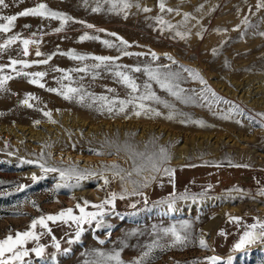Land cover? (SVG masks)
Wrapping results in <instances>:
<instances>
[{
  "label": "rangeland",
  "instance_id": "374dc122",
  "mask_svg": "<svg viewBox=\"0 0 264 264\" xmlns=\"http://www.w3.org/2000/svg\"><path fill=\"white\" fill-rule=\"evenodd\" d=\"M128 3L124 10L119 0H5L7 7L0 6V24L6 23L2 17L17 16L9 31L0 32V45L18 37L0 48V77H11L0 88V241L28 231L40 216L69 208L78 216L77 204L96 212L92 205L111 201L98 217L100 226L83 224L77 237L75 222L48 221L46 229H31L37 240L17 249L26 256L5 253L0 260L116 264L110 257L118 252L122 264H134L157 242L144 264H211L203 257L212 254L221 264L229 257L232 264H264V240L234 250L241 233L264 223V210L255 206H264V7L257 8L258 0ZM39 4L69 19L19 16ZM25 39L32 41L28 55ZM36 72L45 73L37 78L44 87L29 83ZM68 88L78 91L65 99ZM149 92L159 102L138 99ZM29 96L31 108L22 104ZM120 100L133 102L120 112ZM162 149L166 162L160 164ZM177 152L181 163L172 160ZM61 171L69 173L66 180ZM226 202L242 205L241 213L226 214L213 231L206 228ZM173 226L187 239L169 247L171 235L161 230ZM37 248L44 249L40 256Z\"/></svg>",
  "mask_w": 264,
  "mask_h": 264
},
{
  "label": "snow or ice",
  "instance_id": "6c2138e0",
  "mask_svg": "<svg viewBox=\"0 0 264 264\" xmlns=\"http://www.w3.org/2000/svg\"><path fill=\"white\" fill-rule=\"evenodd\" d=\"M119 3L122 4V9H127L130 8L132 5L130 3H128V0H119ZM0 6L3 7H7V5L5 4V0H0ZM116 7V3L113 2V8ZM136 7L139 8V5H136ZM264 7V0H258L257 3V8H261ZM160 9L161 11L165 10V6L164 3L161 2L160 4ZM98 8H94L93 11H98ZM144 11H150V9H143ZM167 11L171 12L172 9H167ZM19 16H39V17H48V18H52V19H60L61 22H66L69 18L68 17H64L59 13L56 12H52L50 10L47 9L45 4H39L38 6L31 8V9H27L25 11H22L19 13ZM185 18L187 19V14H185ZM3 20L6 21V23L4 24H0V32H7L10 30L13 22L17 19V16H5L2 17ZM159 23L163 24L164 22L162 20H158ZM245 23H247V21H245ZM87 27L91 28L92 25H87ZM169 27H171V25H169ZM56 31H60V29H56ZM178 35H180L179 33H177ZM114 35V34H113ZM262 35H264V33H262ZM18 39V37L13 36L11 39H9L8 41H6V43L4 45H0V48L6 47L7 45H10L12 43H14L16 40ZM81 39H95V37H81ZM117 39H119V37H117ZM23 45H24V55H28V45L30 43H32V41L30 40H23L22 41ZM102 43L106 44L108 47H112L111 44H109V42L107 41H102ZM121 44H125V42L123 40L120 41ZM38 56L40 55L39 52L36 53ZM127 54V53H126ZM215 54V50L214 53ZM153 57L155 58V54L153 53ZM73 58L75 59H80L83 60L85 59V57L83 56H73ZM92 59L100 61L101 63L108 61L110 58L109 57H92ZM47 60L42 61V63H47ZM18 63V61H11V64L13 66H15ZM25 68L29 67L30 65H28L27 63H25L23 65ZM96 67H99V65H96ZM78 71H84V69H77ZM133 71H140L139 68H134ZM145 71H148L147 69H145ZM189 71V70H186ZM19 74V73H18ZM191 75H193L195 78H199L198 73H191ZM24 75H28L27 73H24ZM45 75V73L43 72H36L33 73V79L29 80V83L32 84H36L39 87H44L43 84L39 83V80L37 78H42ZM118 76H121L122 80L127 84L128 87L131 88V90L133 92L137 91V85L127 76L124 75L122 73H117ZM155 78V77H154ZM7 79H11V77H0V88L3 87L4 82ZM158 83L161 84L162 88H168L169 92L174 95L177 96V98H179V93L172 91L171 86H169L168 84L161 82L160 80H157ZM200 83L201 84H205L206 82L203 79H200ZM149 85H145V88H148ZM49 91H56L55 89H49ZM77 89L74 88H68L67 91L65 93H63L64 98L65 99H70V94L77 92ZM111 91V90H110ZM182 91V90H181ZM206 91H211L210 89H206ZM213 98L215 99H219L218 97L215 96V93H212ZM33 99V97L29 96L27 97L25 100L22 101V104H24L25 106L31 108L32 105L29 103V100ZM101 99H105L103 97H101ZM136 99L135 97L133 98V100ZM139 100L144 101V100H157L158 98L155 97L154 93L149 92L147 95H141L139 98ZM133 100H128V101H124V100H120L118 103L120 105L119 111L123 112L125 110V106L127 104H130L133 102ZM112 103H116V101H113ZM225 103H227V101H225ZM167 106V105H166ZM137 107H139L141 110L144 109V105L141 103L139 105H137ZM109 111H111V108H109ZM141 113L139 111H135L134 115L139 116ZM45 116H48L50 118V113L45 112L44 113ZM155 115H159V113H155ZM168 119H171L172 117L169 116L167 117ZM37 123H39L37 121ZM197 123H202V122H197ZM264 126V125H262ZM164 162H166V156L164 155V150H161V154H160V160L159 163L163 164ZM42 169L47 172V171H57L56 168H47L44 167L43 165H41ZM153 170L154 171H159L160 168L157 166L156 163L153 164ZM72 173L75 172L74 169L70 170ZM164 172L171 176L173 173L172 169H168L165 168ZM69 173L66 171H61L60 173V177L61 180H66L68 178ZM36 178L33 177V180H35ZM105 183H107V181H105ZM62 186H66V185H60L58 184L57 187H62ZM261 195H264V190L261 191L260 193ZM121 199H123L124 197L121 196ZM112 199H115V194H112ZM111 203V201L106 200L103 201L101 204L99 205H92V207L98 209V211L96 212H86L85 211V207H81L79 204L76 205V207L79 209V215H73V210L71 208L69 209H64L61 210L58 214L56 215H47V216H40L38 219H33L31 221V224L29 225V230L25 231V232H17L15 234V237L9 235L6 239L0 241V256H3L5 253H12L14 255V257L16 259H19L21 256H26L28 253L27 251L24 252H19L17 251L18 248H22L24 246V244L28 241V240H37L38 236L31 230V229H35L38 225L40 228H47V222L51 221V222H56V221H63V222H68V221H72L75 222L78 226V230L76 232V236L79 237L80 235V226L83 224H88L91 223L93 220L96 221L97 226H100V224L102 223V220L98 219V217H102L104 215L103 209H104V205L105 204H109ZM88 202L85 201V206H87ZM168 209L169 211L173 210V205L172 203L168 204ZM229 220L232 222H236L239 223V217H229ZM182 228H186L187 224H184L181 226ZM250 230L245 231L243 233V235L239 238V242L236 243L234 245V250L237 252L243 251L245 249L246 246H250L252 243H254L256 240L260 239V240H264V223H257V224H253L251 226H249ZM259 229V231H256V229ZM164 235H171L172 238V245H169V247L175 245V244H183L185 242V240L187 239L186 235H181V233L177 232L175 226L171 227V228H166V229H162L161 230ZM220 235H224L223 232L220 233ZM157 242H154L153 245L148 246V251L144 252L143 255L134 262V264H144L145 259L150 255V252L152 250L153 247L156 246ZM200 247L201 248H205L207 247L206 242L204 239H200L199 241ZM57 248H59V245L56 244L55 245ZM36 252L37 256H40L44 249L43 248H37L34 250ZM119 253H115V255L113 257H110V259H114L116 260V264H122V262L119 259ZM0 264H8V262L6 261H2L0 260ZM211 264H221L220 258L219 257H212L211 258ZM226 264H232V258L229 257V259L226 261Z\"/></svg>",
  "mask_w": 264,
  "mask_h": 264
},
{
  "label": "bare ground",
  "instance_id": "6f19581e",
  "mask_svg": "<svg viewBox=\"0 0 264 264\" xmlns=\"http://www.w3.org/2000/svg\"><path fill=\"white\" fill-rule=\"evenodd\" d=\"M173 161H176L177 163H181L183 161L182 157L179 156L178 152L173 156L172 158ZM82 193V191H81ZM204 202H207V199L204 200ZM257 210H264V206L263 205H255ZM242 210V205L240 204H235V205H230L229 203H222L220 210L218 211V213L216 214V216H214L206 225V228L211 229L212 231L214 230V228L221 222L224 220L226 214H235V215H239L241 213ZM264 212V211H263ZM210 238V237H209ZM207 238V240L210 242L211 238L209 239Z\"/></svg>",
  "mask_w": 264,
  "mask_h": 264
},
{
  "label": "water",
  "instance_id": "95a60500",
  "mask_svg": "<svg viewBox=\"0 0 264 264\" xmlns=\"http://www.w3.org/2000/svg\"><path fill=\"white\" fill-rule=\"evenodd\" d=\"M212 257H219V256L218 255H215V254H212V255L204 256L203 259L206 260V261H208V262H211V258Z\"/></svg>",
  "mask_w": 264,
  "mask_h": 264
},
{
  "label": "crops",
  "instance_id": "0c3cea01",
  "mask_svg": "<svg viewBox=\"0 0 264 264\" xmlns=\"http://www.w3.org/2000/svg\"><path fill=\"white\" fill-rule=\"evenodd\" d=\"M242 235H243V233L240 234V236H242ZM236 236H237V235H236ZM234 238H235V237H234ZM251 245H253V244H251Z\"/></svg>",
  "mask_w": 264,
  "mask_h": 264
}]
</instances>
